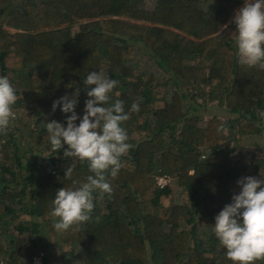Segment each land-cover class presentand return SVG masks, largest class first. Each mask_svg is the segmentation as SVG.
<instances>
[{"label": "trees", "instance_id": "obj_1", "mask_svg": "<svg viewBox=\"0 0 264 264\" xmlns=\"http://www.w3.org/2000/svg\"><path fill=\"white\" fill-rule=\"evenodd\" d=\"M243 4L0 0V75L18 97L15 119L0 132V264H37V255L51 264L63 242L61 264H233L214 235V218L240 191L238 142L264 135V70L240 64L235 44L234 12ZM90 71L119 81L111 102H124L133 147L121 157L111 196L95 202L93 219L57 233L50 216L56 190L78 187L91 173L64 149L52 151L45 123L66 126L70 114L52 104L77 89L75 111L83 115ZM158 86L162 104L153 107ZM205 94L232 115L205 116L184 103ZM133 102L138 112L130 111ZM254 161L252 175L264 178V149ZM157 174L169 175L187 197L156 202L170 190V182L156 184ZM18 214L26 215L21 223Z\"/></svg>", "mask_w": 264, "mask_h": 264}, {"label": "clouds", "instance_id": "obj_2", "mask_svg": "<svg viewBox=\"0 0 264 264\" xmlns=\"http://www.w3.org/2000/svg\"><path fill=\"white\" fill-rule=\"evenodd\" d=\"M233 23L238 62L264 70V0H244ZM83 84L89 89L83 115L78 116L75 111L77 89L52 104L53 111L59 106L62 113L70 114L66 116V126L55 120L45 123L52 151L64 149L65 158L75 157L86 163L91 173L78 187L56 190L50 216L57 233L93 219L95 202L111 196V180L119 174L121 157L133 147L123 127L129 119L124 102L119 99L111 102L110 93L119 81L109 78L104 71H90ZM17 99L8 76L0 75V132H6L15 119L13 105ZM139 110V103L133 102L130 111ZM219 130L227 131L223 126ZM74 167L65 168V177H71ZM237 184L239 193L215 216L213 231L233 264H255L264 261V178L247 176Z\"/></svg>", "mask_w": 264, "mask_h": 264}, {"label": "rangeland", "instance_id": "obj_3", "mask_svg": "<svg viewBox=\"0 0 264 264\" xmlns=\"http://www.w3.org/2000/svg\"><path fill=\"white\" fill-rule=\"evenodd\" d=\"M243 6H239V8L234 12V14H236V12ZM11 27V26H10ZM9 26H7L8 29H10ZM13 28V27H12ZM77 29V25L73 26L72 30L75 31ZM14 30V29H13ZM136 49H139L141 51L140 47H137ZM150 52V50H149ZM155 55V54H154ZM156 64H158L160 66V63L162 62V60H155ZM165 63V61H164ZM211 88H215L214 85L210 86L209 88H207L206 90H211ZM157 90L159 91L157 98H152L150 100V103L153 105V107L159 106L162 104V94H161V87L158 86ZM207 94L203 95V96H196L194 98H191L190 96L184 97V103L187 105L189 102H193V104L195 105V107H197V109H194V112H201L203 113L205 116L208 113H214L217 112V114L219 116L222 117H226L229 115H232V113L227 112L226 110H223L221 107L218 108V106H216V100L215 99H207ZM205 98V101L203 100ZM195 99V100H194ZM205 102V103H203ZM209 106L206 108V106ZM205 106V107H204ZM187 108V106L185 107ZM199 108V109H198ZM21 116H24L25 118H28V115H30L29 113L25 112H21L20 113ZM141 133H133V137H139L141 136ZM238 144L240 145V157H239V163L241 166L244 167V172L241 176V178L243 177H247V176H252L257 178L256 176L252 175V172L254 171L255 168V157L260 156L263 152V146H264V135L261 133H251V134H247L245 136H243L241 138V140L238 142ZM236 152V151H235ZM235 156V155H234ZM36 157V156H35ZM43 157V156H42ZM38 158L40 160H43V158ZM258 179V178H257ZM170 183L168 184L170 186V190L168 192H164V193H160L159 196L157 198H155L156 202H159L160 204H167L169 202H171V200L180 198V199H184L186 198V192L185 191H180L173 183H172V179H170L169 181ZM16 213V212H14ZM13 213V214H14ZM26 217V215L24 214H18L17 215V223H21L22 220ZM11 229H15L14 225H11ZM69 247V243L67 242H63L60 244H56L53 247V252H52V263L51 264H61L60 263V258H59V252L62 249L68 248Z\"/></svg>", "mask_w": 264, "mask_h": 264}, {"label": "built area", "instance_id": "obj_4", "mask_svg": "<svg viewBox=\"0 0 264 264\" xmlns=\"http://www.w3.org/2000/svg\"><path fill=\"white\" fill-rule=\"evenodd\" d=\"M170 181V176L167 174H157L155 176V182L158 186H163L168 184ZM34 262L37 264L41 263L40 255L34 256Z\"/></svg>", "mask_w": 264, "mask_h": 264}]
</instances>
